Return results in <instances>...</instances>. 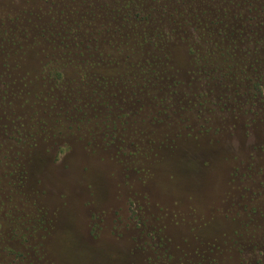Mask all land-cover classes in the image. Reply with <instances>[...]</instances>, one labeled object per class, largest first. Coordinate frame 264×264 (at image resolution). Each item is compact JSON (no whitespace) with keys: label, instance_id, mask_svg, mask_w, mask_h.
Here are the masks:
<instances>
[{"label":"rangeland","instance_id":"374dc122","mask_svg":"<svg viewBox=\"0 0 264 264\" xmlns=\"http://www.w3.org/2000/svg\"><path fill=\"white\" fill-rule=\"evenodd\" d=\"M0 264H264V0H0Z\"/></svg>","mask_w":264,"mask_h":264},{"label":"flooded vegetation","instance_id":"af4514ba","mask_svg":"<svg viewBox=\"0 0 264 264\" xmlns=\"http://www.w3.org/2000/svg\"><path fill=\"white\" fill-rule=\"evenodd\" d=\"M131 32L133 34L138 33V32H133V31H131ZM138 35L140 36V44H141V46L153 49L152 46L148 45L145 41L141 40V37L143 36L142 34L138 33ZM123 43L125 44V46L131 47L132 46V39L131 38H127L126 40H124ZM147 67L149 68V64L147 65Z\"/></svg>","mask_w":264,"mask_h":264}]
</instances>
